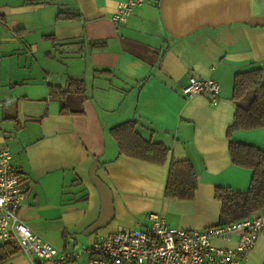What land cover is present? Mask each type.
Returning <instances> with one entry per match:
<instances>
[{
	"label": "crops",
	"instance_id": "crops-1",
	"mask_svg": "<svg viewBox=\"0 0 264 264\" xmlns=\"http://www.w3.org/2000/svg\"><path fill=\"white\" fill-rule=\"evenodd\" d=\"M125 2L0 0V148L25 181L20 219L58 249L146 227L149 214L175 229L218 226L215 190L246 192L252 178L229 141L264 152V128L226 134L235 75L259 69L264 82V0H147L114 24ZM189 77L219 84L215 106L181 94ZM70 80L84 91L61 95ZM126 123L166 149L163 163L119 153L111 130ZM172 160L196 173L191 199L165 195ZM3 245L0 264H24ZM242 264H264V234Z\"/></svg>",
	"mask_w": 264,
	"mask_h": 264
},
{
	"label": "built area",
	"instance_id": "built-area-1",
	"mask_svg": "<svg viewBox=\"0 0 264 264\" xmlns=\"http://www.w3.org/2000/svg\"><path fill=\"white\" fill-rule=\"evenodd\" d=\"M147 0H126L111 17L114 24L125 23L132 9ZM219 84L212 79L189 77L181 94L186 98L206 97L216 105ZM12 155L0 148V243L16 246L24 264H76L87 256V264H242L264 234V211L228 225L204 230L170 228L158 214L146 216L148 225L120 229L104 239L80 248L70 240L58 249L29 229L20 219L25 201L22 177L12 167ZM237 235L231 248H218L213 238Z\"/></svg>",
	"mask_w": 264,
	"mask_h": 264
},
{
	"label": "trees",
	"instance_id": "trees-1",
	"mask_svg": "<svg viewBox=\"0 0 264 264\" xmlns=\"http://www.w3.org/2000/svg\"><path fill=\"white\" fill-rule=\"evenodd\" d=\"M59 19H67L62 14ZM69 20V18H68ZM259 69L235 75L233 84V100L236 110L233 124L227 129V138L240 130H256L264 128V82ZM61 95L82 93L84 84L81 80L68 81L64 90L56 89ZM51 93L53 89H50ZM252 98L244 103L247 95ZM120 154L141 159L150 163H163L167 152L159 144L143 141L135 132L132 124H122L111 130ZM228 152L231 163L252 172L250 186L246 192H234L230 189L217 188L215 196L221 201V214L218 225L224 226L253 214L264 211V152L259 149L229 141ZM197 188L196 173L187 161L169 163L168 179L165 195L171 198L188 200L193 197ZM5 258L16 253L11 245L4 244Z\"/></svg>",
	"mask_w": 264,
	"mask_h": 264
},
{
	"label": "rangeland",
	"instance_id": "rangeland-1",
	"mask_svg": "<svg viewBox=\"0 0 264 264\" xmlns=\"http://www.w3.org/2000/svg\"><path fill=\"white\" fill-rule=\"evenodd\" d=\"M252 98V93H249L248 95H247V98L245 99V101H244V103L246 102H248L247 100H249L250 101V99Z\"/></svg>",
	"mask_w": 264,
	"mask_h": 264
}]
</instances>
